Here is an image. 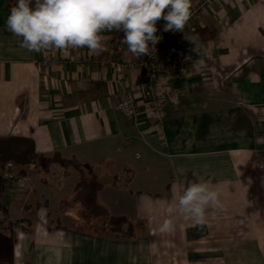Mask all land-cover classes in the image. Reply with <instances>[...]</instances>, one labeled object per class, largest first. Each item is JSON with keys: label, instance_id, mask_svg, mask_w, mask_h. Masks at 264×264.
Wrapping results in <instances>:
<instances>
[{"label": "crops", "instance_id": "crops-1", "mask_svg": "<svg viewBox=\"0 0 264 264\" xmlns=\"http://www.w3.org/2000/svg\"><path fill=\"white\" fill-rule=\"evenodd\" d=\"M12 1L0 0V139H29L40 156L5 164L23 171L0 219L12 264H264V0H208L198 10L179 38L198 66L173 80L180 94L159 121L133 86L142 70L105 62L136 58L122 32L105 33L99 56L29 52L6 28ZM124 87L136 94L132 118L109 102ZM194 181L208 182L222 207L208 209L199 233L176 216L174 232L159 234L174 191ZM36 183L60 185L46 196ZM74 201L80 214L67 217L62 205ZM83 207L126 217L132 235L99 232L84 216L77 224Z\"/></svg>", "mask_w": 264, "mask_h": 264}, {"label": "clouds", "instance_id": "clouds-1", "mask_svg": "<svg viewBox=\"0 0 264 264\" xmlns=\"http://www.w3.org/2000/svg\"><path fill=\"white\" fill-rule=\"evenodd\" d=\"M191 6V0H16L6 28L29 52L62 55L86 48L90 55L99 56L108 50L110 37L105 33L122 32L121 44L139 58L155 51L161 39L156 35L158 21L165 22L164 32H183ZM221 207L219 193L208 182H191L174 191L167 218L157 231L173 233L176 216L202 227L208 209Z\"/></svg>", "mask_w": 264, "mask_h": 264}, {"label": "built area", "instance_id": "built-area-1", "mask_svg": "<svg viewBox=\"0 0 264 264\" xmlns=\"http://www.w3.org/2000/svg\"><path fill=\"white\" fill-rule=\"evenodd\" d=\"M208 0H201L191 6V18L184 27V30L194 29L193 19L199 9L203 8ZM164 24L161 28L159 43L155 46L151 56L129 58L124 60L105 59L115 69H128L130 71L142 70L133 86L139 90V95L144 100L150 117L159 121L164 115L165 101L176 102L180 89L173 86V80L187 75L191 69L198 66L195 61L189 62L183 56L179 46V38L184 32H164ZM151 47V45H149ZM94 56V55H93ZM48 59L53 58L47 56ZM96 57H94L95 59ZM78 62L85 61V57H76ZM110 105L119 113L127 117H134L137 112L136 94L128 87L113 88L110 94ZM2 180L4 190L1 192V199L8 205L14 195L20 190L22 176L14 166L8 164L2 169Z\"/></svg>", "mask_w": 264, "mask_h": 264}, {"label": "rangeland", "instance_id": "rangeland-1", "mask_svg": "<svg viewBox=\"0 0 264 264\" xmlns=\"http://www.w3.org/2000/svg\"><path fill=\"white\" fill-rule=\"evenodd\" d=\"M16 1L12 3V7L15 5ZM39 159H37L38 161ZM17 167V171L20 173H23L22 170H18V168L20 167L19 165H16ZM73 167H70L68 169H72ZM20 169V168H19ZM75 170H72L71 173L69 174V181H73V175L75 174ZM47 176L46 172L43 170L39 173L38 177H43L45 178ZM63 185L66 184V189L64 190L63 185H62V191H66L69 188L71 183H62ZM58 185H60V183H36V186H38L37 189L43 191V195H54L55 189H57ZM106 190L104 189L103 193ZM71 204V203H70ZM68 202L65 205H62V207L65 209V215L67 217H75L78 216L77 214H73L74 210L77 209V207H79L78 202L72 203L70 205ZM84 211L83 213H81V219H78L80 225L84 224L83 219L85 218L86 220L89 221V223L92 225V227L95 228V230L99 231V232H105L111 229V225H113L114 222H112L109 218V216H107L102 210L97 209V207L95 208H89V207H83ZM82 209V210H83ZM70 210V211H68ZM99 210V211H98ZM67 212H70L71 214H67ZM76 212V210H75ZM77 212H79V209H77ZM80 214V212H79ZM53 218H57L56 214H52ZM82 216H84V218H82ZM8 217V216H7ZM4 215L3 213H0V219H4ZM59 218V217H58ZM57 218V219H58ZM3 221V220H2ZM23 222V221H22ZM55 222H59V223H67V219L65 218H60L59 220L55 221ZM24 224H27V221L23 222ZM115 224V223H114ZM117 226H122V228L124 230H126V226L125 225H119V223L115 224ZM6 233V232H5ZM5 235H7L9 237V233L7 232ZM0 264H12V257H11V245L4 242L3 240L0 242Z\"/></svg>", "mask_w": 264, "mask_h": 264}, {"label": "trees", "instance_id": "trees-1", "mask_svg": "<svg viewBox=\"0 0 264 264\" xmlns=\"http://www.w3.org/2000/svg\"><path fill=\"white\" fill-rule=\"evenodd\" d=\"M16 0H13L10 4L12 7V3ZM165 23V22H164ZM39 155L35 153L34 146L31 140L25 138H15L9 137L5 139H0V168L4 169L5 164L7 162H13L15 164H27L36 162L39 159ZM4 190V184L2 183V191ZM1 191V192H2ZM97 209L102 210L97 207ZM7 210L6 203L0 197V213H5ZM98 210V211H99ZM105 213V212H104ZM106 214V213H105ZM107 215V214H106ZM108 216V215H107ZM110 220L115 224L119 223V225H125L126 230L122 228V226H117L113 223L111 225L110 231L115 232L122 236H131L133 233L132 224L126 219L124 216H109ZM204 230V226L197 227V233Z\"/></svg>", "mask_w": 264, "mask_h": 264}, {"label": "water", "instance_id": "water-1", "mask_svg": "<svg viewBox=\"0 0 264 264\" xmlns=\"http://www.w3.org/2000/svg\"><path fill=\"white\" fill-rule=\"evenodd\" d=\"M163 24H164V21L162 19L157 22V29H158V31L156 33L157 36H159ZM2 183H3V180H2V169L0 168V194H1V191H2Z\"/></svg>", "mask_w": 264, "mask_h": 264}]
</instances>
